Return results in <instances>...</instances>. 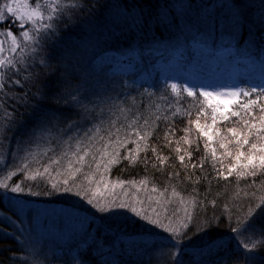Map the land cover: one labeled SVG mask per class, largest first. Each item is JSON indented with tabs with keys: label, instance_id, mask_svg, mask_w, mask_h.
Wrapping results in <instances>:
<instances>
[{
	"label": "trees",
	"instance_id": "trees-1",
	"mask_svg": "<svg viewBox=\"0 0 264 264\" xmlns=\"http://www.w3.org/2000/svg\"><path fill=\"white\" fill-rule=\"evenodd\" d=\"M57 1L71 3L44 20L50 27L22 29L31 35L27 64L0 69V134L8 111L10 153L20 164L49 168V179L11 178L22 189H8L21 196L19 210L59 208L58 222L78 234L39 244L33 232L31 239L5 222L12 204L0 197V264H264V87L242 80L225 107L158 76L136 83L97 64L107 53L133 63L151 57L147 45L159 50L197 37L264 63V0ZM4 26L0 20V32ZM69 161L81 172L70 176ZM85 183H93L86 198L65 191ZM93 196L109 210L89 204ZM121 203L164 227L111 207Z\"/></svg>",
	"mask_w": 264,
	"mask_h": 264
},
{
	"label": "rangeland",
	"instance_id": "rangeland-1",
	"mask_svg": "<svg viewBox=\"0 0 264 264\" xmlns=\"http://www.w3.org/2000/svg\"><path fill=\"white\" fill-rule=\"evenodd\" d=\"M70 3L71 1L58 2L57 0H43V4L38 2L43 6H40L42 20L36 17L29 19L32 7L36 5L29 0H0V20L5 24L4 29L0 32V61H11V63L5 62L0 65V69H14L15 72L18 67L22 69L28 62L23 55L26 52L25 46L31 39L30 33L22 31V29L29 26L36 30L45 24L44 20L49 19L55 13L60 14ZM13 27L19 33H14ZM9 33L11 36L8 35ZM25 33L28 38H25ZM147 47L155 50L150 58H139L133 63H128L125 54L120 56L117 53H107L97 60V64L104 66L106 68L104 71L108 75L122 74L136 83L146 82L153 76H158L162 81L170 83L172 87L174 85L175 89L184 87L189 92L198 90L202 93H211V96L215 100H219L225 107L230 106L244 89L242 80L250 83L253 87H264V63L255 56L241 57L235 52L233 46H214L202 42L201 38L197 37L189 42L174 44L171 47L159 48V50L154 44L147 45ZM232 93H236V95L233 96ZM3 116L5 117L4 120L2 119L4 121L3 134H0V184H7V187H0V197L8 206L10 205L7 200L12 204L10 209L18 217V220L11 217L14 214L10 210L12 214L4 216L5 222L16 227L22 235L28 234L31 239L33 237L29 232H33L37 236V239H33V241H38L39 244H43L42 241L50 240L52 237L63 240L62 242L65 243L70 241L78 234V231L73 232L66 222H58L62 214L64 215L63 211L59 208L38 204H33L26 210L20 211L21 196L8 190L16 186L11 180L14 175L24 172V177L29 178L37 172H43L44 168L26 163L20 164L16 160L17 155L10 153L14 145L9 144V136L14 123L7 121L10 117L8 111ZM26 119L29 120V118H21L20 123ZM20 149L23 150L24 147H20ZM17 150L19 151V148ZM47 174L43 177H36H38L37 179H49ZM92 184L85 183L83 187L73 185L69 187L71 188L70 194L77 198H86L90 195L88 191ZM66 189V193L69 194ZM104 189L105 194L109 196L111 187L106 186ZM125 205L128 207H116L118 211H121V215L134 213L131 210L133 208L131 205ZM147 225L150 224L147 223ZM155 234L156 237H161L165 241H171L163 233L155 231Z\"/></svg>",
	"mask_w": 264,
	"mask_h": 264
},
{
	"label": "snow or ice",
	"instance_id": "snow-or-ice-1",
	"mask_svg": "<svg viewBox=\"0 0 264 264\" xmlns=\"http://www.w3.org/2000/svg\"><path fill=\"white\" fill-rule=\"evenodd\" d=\"M26 6H28V5H26ZM33 17L40 18V19L43 18L42 13L40 12V6H39V4H36L34 7H32L31 13H30V15H29V19H32ZM44 27L47 28V27H50V25H44ZM8 35L11 36V33H9ZM24 35H25V38H28L27 33H25ZM5 62H6V63H11V61H0V65H3ZM173 89H175V86H174V85H173ZM243 94H244L245 96L249 95L248 92H244ZM188 95H193V93H192V92H189ZM201 95H203V96H205V97H210L212 94H211V93H208V92H204V93H201ZM218 95H220V94H218ZM231 95L235 96L236 93H232ZM252 103H255V101H253ZM243 108L247 109V108H248V105H247V104L243 105ZM215 111H216V110L213 109V112H215ZM261 111H264V109H261ZM231 114H232V116H238V115H239L238 112H232ZM228 118H229V117L224 116V119H228ZM261 120L264 121V116L261 117ZM213 123H215V116H213ZM244 123H245L246 125L248 124L247 121H244ZM254 126H255V125H251L250 127H254ZM147 135H148V134L145 133V136L142 137V138H143V139H146ZM209 139H211V138L209 137ZM186 142H187V141H186ZM244 142L247 143V142H248L247 139H245ZM221 147H223V145H221ZM252 147L255 148L256 145L253 144ZM153 151H155V150L153 149ZM85 154H87V153H85ZM105 154H107V153H105ZM214 154H215V153H213V155H214ZM118 155H119V154L117 153L116 156H114V157L112 158V160L109 161V163H115V162H117L116 157H117ZM241 155H243V153H241ZM125 158H128V157H125ZM131 159L134 160V159H135V155H133V156L131 157ZM251 159H252V157H249V160H251ZM181 160H183V157H181ZM260 161H261V165H264V157H261V158H260ZM76 162H77V163H83V162H84V156H78ZM161 162H162V161H161ZM52 163L55 164V163H57V161H56V160H53ZM71 165H72V161H69V168H70V169H71ZM105 168H107V165H105ZM80 172H81V169H80L79 167H77V168L71 169L69 175H70V176H75L76 173H80ZM46 173H49V168H48V167H45L43 172H37L34 176H31V177H29V178L35 179L36 176H41V177H43ZM58 174H59V173H58ZM229 174H231V169L229 170ZM248 174L254 175L255 172L253 171V172H250V173H248ZM241 175H243V173H241ZM84 178H85V180H87V181H89V182L92 181V176H91V175H85ZM63 183H64V184H68V180H67V179L64 180ZM96 183H97V185H99V184L101 183V181H96ZM0 187H7V184H0ZM56 187H57V185H56V184H53V188H56ZM21 190H22V189L20 188L19 185L15 186V187H13V188L11 189V191H13V192H18V191H21ZM66 190H67V191H71V188H67ZM85 191L87 192L88 190L86 189ZM262 200H264V198H262ZM88 203H89V204H94V206H96V207L99 209V211H101V212H106V211L109 210V206L103 204V202L100 201V200H96V199H95V196H93V198H89V199H88ZM111 207H120V208H124V207H128V206L125 205V204H123V203H121V204H112ZM131 210H132L133 212H136L137 215H141L143 219L148 220L149 223L156 224V225L159 226V227H164V225L162 224V222H160V221H158V220H151L147 215H142V213L137 212L135 208H132ZM165 230H169V229L166 228ZM170 230H171L174 234L178 233V229H170Z\"/></svg>",
	"mask_w": 264,
	"mask_h": 264
}]
</instances>
